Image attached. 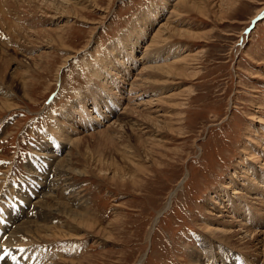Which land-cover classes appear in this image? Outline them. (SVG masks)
Masks as SVG:
<instances>
[{"label": "rangeland", "instance_id": "obj_1", "mask_svg": "<svg viewBox=\"0 0 264 264\" xmlns=\"http://www.w3.org/2000/svg\"><path fill=\"white\" fill-rule=\"evenodd\" d=\"M2 8L13 15L0 18V106L10 102L0 107V223L24 206L20 191L45 206L43 221L30 211L11 219L31 229L13 238L19 264H264V190H252L264 184L246 169L264 172V0H6ZM16 19L34 29L11 31ZM36 29L59 31L63 45L40 44ZM16 72L25 86L11 82ZM116 76L121 98L110 94ZM102 131L114 147L101 144ZM55 165L68 169L66 180ZM43 177L55 181L49 191ZM239 201L257 220L232 214Z\"/></svg>", "mask_w": 264, "mask_h": 264}, {"label": "bare ground", "instance_id": "obj_2", "mask_svg": "<svg viewBox=\"0 0 264 264\" xmlns=\"http://www.w3.org/2000/svg\"><path fill=\"white\" fill-rule=\"evenodd\" d=\"M5 1L6 0H1L0 1V6L1 5H3L4 3H5ZM52 3V2H51ZM51 3H49V5L51 4ZM54 3V2H53ZM46 4H48V2H46ZM53 5V7L55 6L54 4H52ZM63 6V5H62ZM58 8V7H57ZM64 8V7H63ZM63 10V9H62ZM60 11V10H59ZM7 14H9V15H13L11 12H9V11H3V8L0 10V18H2L3 19V21H4V19H5V22L6 21H10V20H8V18L6 17V18H4L5 17V15L7 16ZM8 15V16H9ZM148 17H153L152 15H149ZM1 19V20H2ZM252 19V18H251ZM0 20V21H1ZM151 20L152 19H149L147 22H145V23H151ZM42 22H47V21H42ZM14 22H12V24L9 26L8 25V28H10V30L11 31H15V28H22L24 31L25 30H27V29H34V28H31V27H28V26H25V28H24V26L22 25V24H20L19 22H18V20L16 19L15 20V25L13 24ZM38 26L40 25V24H42L41 22H40V20L39 21H37V22H35ZM9 24V23H8ZM1 25V24H0ZM2 25H4V22H3V24ZM38 29V28H37ZM34 30V31H37V32H40V33H42V37H40L38 40L40 41L39 43L40 44H42L43 42V38L45 37L46 39H50V42H55L56 41V43L58 42V43H60V44H62V41H61V38H60V36H58V32L59 31H56L55 30V32L54 33H56V35H53V32H51L50 30H48V29H44V30ZM41 29V28H40ZM18 31H20L19 29H18ZM22 31V30H21ZM179 31V30H178ZM10 32V31H9ZM181 32V31H180ZM177 33V32H176ZM186 33V32H185ZM183 34V33H182ZM181 34V35H182ZM189 34V33H188ZM178 35H180V34H178ZM156 36H158V34L156 35ZM181 37V36H180ZM152 38V37H151ZM153 39H155V35H154V38ZM152 39V40H153ZM42 40V41H41ZM151 40V42H153ZM158 40V39H157ZM157 40H155L156 42H157ZM150 42V43H151ZM160 42V41H159ZM154 43V42H153ZM152 44V43H151ZM63 45V44H62ZM155 46V45H154ZM47 47V46H46ZM24 51V50H23ZM178 51V50H177ZM130 53H131V51H130ZM129 53V54H130ZM147 56H149V55H147ZM146 56V57H147ZM182 59H184V58H182ZM187 58H185V60H186ZM8 60V59H7ZM181 60V59H180ZM179 60V61H180ZM9 61V60H8ZM36 61V60H35ZM10 62V61H9ZM6 62H4V64H5ZM36 63H37V61H36ZM35 63V64H36ZM1 64H3L2 63V59L0 58V68L2 69V65ZM37 65V64H36ZM170 65V64H169ZM153 66V65H152ZM151 66V67H152ZM24 67V66H23ZM104 67V66H103ZM111 67H113V66H111ZM158 67H160V66H158ZM158 67H156L157 69H158ZM165 67H168L167 65L165 66ZM112 69H114L115 70V67H113ZM150 69V68H149ZM157 69H155L154 68V70L156 71ZM168 70L170 69V68H167ZM23 70H25V69H23ZM21 71V69H20V71L21 72H23V73H25V72H27V71H29V70H26L25 72L24 71ZM151 70V69H150ZM159 70V69H158ZM110 71V70H109ZM116 71H117V76H118V74L120 73V69L118 68V69H116ZM163 71H164V69H163ZM165 72V71H164ZM20 73V72H19ZM28 73V72H27ZM26 74V73H25ZM29 75V74H28ZM117 76H116V80H117V82H113V85H114V87H110V89H111V91H110V94H112V95H116L117 93L116 92H119V97L121 96V95H123V93H121V90H123V92H124V89H123V87H122V85H120V83L122 82V83H124L125 81H124V79H125V74H122V76H121V78H122V80H121V82H118V78H117ZM16 77H17V79H16ZM27 77H24V75H18V73L16 72V74L15 75H11L10 76V79H11V82L13 83H16V84H22V85H24L25 84V80L24 79H26ZM20 82V83H19ZM133 84V83H132ZM26 85V84H25ZM24 85V86H25ZM137 85V84H136ZM21 86V85H20ZM133 86V85H132ZM134 87V86H133ZM140 88V87H139ZM114 89H116V92L115 91H113ZM131 90V89H130ZM135 91V90H134ZM144 92V91H143ZM4 92H0V95L1 94H3ZM93 93L94 94H96V91L94 90L93 91ZM93 95V94H92ZM137 96V95H136ZM132 97V96H131ZM121 98V97H120ZM119 99V98H118ZM92 100V99H91ZM82 102V101H81ZM84 102V101H83ZM0 103H2V105H3V103H4V101L2 100V101H0ZM10 103V102H9ZM9 103L8 104H5V107H9L10 105H9ZM119 103V102H118ZM181 103H183V102H181ZM92 104H93V102H92ZM179 106H180V104H178ZM183 105V104H182ZM85 105H81L80 107H84ZM0 107H3V108H5L4 106H0ZM93 108H95V105L93 104ZM2 109V108H1ZM79 111V110H78ZM81 112H82V115L85 117V118H87L88 119V116H89V114H88V111L85 109V108H82L81 109ZM99 113H100V111H99ZM111 114H114L113 113V111H111ZM72 119V118H71ZM93 120V119H92ZM91 119L90 120H88V122L90 123L91 121H92ZM95 120V119H94ZM75 122H78L79 121V117L77 118V120H74ZM70 123V122H69ZM69 123H67V124H69ZM81 123L83 124V125H86V124H89V123H86V122H83V121H81ZM73 125V124H72ZM74 125H75V123H74ZM172 127V126H171ZM66 130V129H65ZM64 130V131H65ZM136 130H137V128H136ZM114 134V133H113ZM115 136H116V134H115ZM99 140H100V142H101V144L102 145H105V146H113V145H115L116 144V142H115V140H114V136L113 135H111L110 133H106L105 131H102L101 132V134L100 133H98V135L96 136ZM119 138H121L120 136H118ZM141 137V135L139 136V138ZM143 138V137H142ZM116 139V138H115ZM153 139V138H152ZM141 140V139H140ZM123 142L124 141V139L121 141V140H117V142ZM143 141V140H142ZM149 141V140H148ZM77 142V146L79 145L78 143L80 142V140H75V143ZM144 142V141H143ZM152 142H154L153 140H152ZM74 145V144H73ZM76 145V144H75ZM152 145V144H151ZM151 145H144L143 146V153L145 152V151H147V152H145V157H147V155H149V154H153V150H151V149H153V147L151 146ZM114 147V146H113ZM88 149V146H86V150ZM155 150V149H154ZM53 153H55L54 151L52 152V154ZM156 153V152H155ZM56 154V153H55ZM248 154H250V153H248ZM251 155V154H250ZM54 155H51V157H53ZM54 158H55V156H54ZM150 158H151V156H150ZM251 158L252 159H254L255 157H253V156H251ZM154 160V159H153ZM45 161V160H44ZM245 161V160H244ZM62 163H64V162H62ZM67 163V162H66ZM153 163V162H152ZM156 163H157V161H156ZM263 164H264V161L262 162ZM49 165H51V163H48ZM69 165V164H68ZM71 166V165H70ZM49 167V166H48ZM57 167H58V165H57ZM56 167V165H55V176H56V178L57 177H61V178H63L64 180H66L67 179V177H66V175H67V173H66V171L68 170V169H63V168H61V166H59L58 168ZM117 167V166H116ZM51 168H52V165H51ZM70 168V167H69ZM262 168H264V167H262ZM31 169H32V167H31ZM71 169H73V168H71ZM99 169H101V168H99ZM118 169H119V167H118ZM247 170H250L253 174H255V175H257L258 176V178L260 179L259 180V182L260 183H263L264 184V172L259 176L258 175V171L257 170H255L254 169V167H252V166H250V167H248V168H246ZM142 171L144 170V168H142L141 169ZM253 170L255 171V173L253 172ZM103 171H104V169H103ZM120 171V170H119ZM32 172H34V169H32ZM59 172V173H58ZM69 172V171H68ZM72 172V171H71ZM74 172V171H73ZM83 171H80V173H82ZM37 174V173H36ZM32 175V174H31ZM35 175V174H34ZM42 176H44V174L42 173L41 174ZM115 176V175H114ZM117 176V175H116ZM125 176V175H124ZM48 177V176H47ZM54 177V176H53ZM44 178L46 179V177H43L42 179H41V182H40V184H41V186L42 187H44L45 185H46V191H49L50 189H49V187L53 184V182L55 183V181L53 180V178H52V180L53 181H50V182H48V185L46 184L47 182H45V180H44ZM55 178V179H56ZM120 178H121V175H120ZM46 181H47V179H46ZM122 181H124V180H122ZM37 183H38V181L36 182V184L32 187V186H27L28 187V189H30L31 191H33L34 189H36V187H37ZM136 183V182H135ZM259 187H262L260 190H259ZM40 190H42V189H40ZM252 190L254 191V192H258V194H255V195H260L261 194V192L260 191H263L264 190V185H262V184H257V186H256V189H255V186L252 188ZM45 191V190H44ZM22 193H26V192H21L20 191V194H21V196L23 197V199L22 200H24V202H22V203H24V206H22L21 204H17V205H14L15 207H12L11 208V213H7V215L6 216H9L8 218L6 217L5 219H6V222L3 224V223H0V257H2V258H0V264H14L15 262V264H19V262H17L18 260L17 259H22L23 258V256H21L22 254H19V252L17 253V250L15 249V248H12V245L16 242L15 240L13 241V238L14 237H16L19 233V231H24V232H26L27 234L31 231V229H30V227H29V225H28V223L25 221V219H23L24 221H21L19 224H16L15 226H9V225H11V224H13V223H16V222H18L19 220L18 219H16V220H14V221H11V219H12V217L13 216H15L16 215V217L18 218L19 217V214L21 213V214H23V213H27L28 211H30L31 213H32V217H35V218H41V220H42V212L44 211V209H45V206L43 205V204H41V202L43 203V200L42 201H40V200H38L37 199V201L35 202L34 201V203H33V205H32V200L30 201L26 196H27V194L26 195H23ZM43 192H41V194H42ZM47 192H44L43 194H46ZM42 194V195H43ZM39 195H37V197H38ZM35 197V196H34ZM249 198V197H248ZM44 199V198H43ZM47 199V198H46ZM170 199H171V197H170ZM250 199V198H249ZM55 201V200H54ZM69 202V201H68ZM67 202V203H68ZM70 203V202H69ZM26 204H27V206H26ZM84 208H86V207H84ZM72 209H74V208H72ZM66 210V209H64V212H66V214L68 215V218L70 217L73 221H76L77 223H78V225H82V227L84 226V227H86L87 229H89V230H95V231H99V230H101V233H102V236H109L110 234H111V232L108 230V229H106V228H103V227H100L99 225H97V226H95V222H89V221H87V219H84V218H87V217H84L85 215L84 214H82L83 212H81V213H79V212H77V211H75V210ZM82 209V208H81ZM86 209H88V208H86ZM82 211V210H81ZM230 211L232 212V214H237V217H240L241 218V220H245L246 221V219H250L251 218V220L252 221H255V220H257V219H255L256 217L258 218L259 217V215L256 213V212H252L251 211V207L248 205V204H246V203H244V202H242V201H239V202H237L236 204H234V202H232L231 203V207H230ZM63 212V213H64ZM229 212V211H228ZM58 213V212H57ZM85 214H86V212H84ZM29 214V213H28ZM162 214V213H161ZM46 217V216H45ZM160 216H158V218H159ZM23 218V217H22ZM25 218V217H24ZM27 218H28V216H27ZM66 218H67V216H66ZM65 218V219H66ZM33 219V218H32ZM31 219V220H32ZM43 219H44V217H43ZM233 219H235L234 221H236L237 220V218H233ZM40 220V219H39ZM239 220V219H238ZM33 221V220H32ZM32 221H28V222H32ZM43 221V220H42ZM27 223V225H25L26 223ZM45 222V221H44ZM65 222V221H64ZM71 223H73V222H71ZM39 224H41L40 222H39ZM45 224V223H44ZM5 225V226H4ZM48 226H49V223L47 224ZM73 225H74V223H73ZM38 226H40V225H38ZM37 226V227H38ZM46 226V225H45ZM36 227V226H35ZM43 227H44V225H43ZM114 227V226H113ZM47 228V227H46ZM76 228H78V227H76ZM101 228V229H100ZM43 229V228H42ZM53 229V228H52ZM56 229V228H55ZM81 229V228H80ZM35 230V229H34ZM59 230H61V229H59ZM75 230V229H74ZM38 231V230H37ZM49 231V230H48ZM82 231H83V228H82ZM248 231V230H247ZM39 232V231H38ZM46 232H47V230H46ZM93 232V231H92ZM31 233V232H30ZM29 233V234H30ZM35 233H36V230H35ZM52 233V232H51ZM37 234V233H36ZM39 234V233H38ZM55 234V233H54ZM53 233H52V235H54ZM58 235V234H57ZM56 234L54 235L55 237L57 236ZM80 235H82V234H80ZM34 236V235H33ZM60 236V235H59ZM70 236H72V235H70ZM58 237V236H57ZM75 237V236H74ZM45 239H47V238H45ZM50 241V240H49ZM60 242V241H59ZM52 244V243H51ZM48 245H49V243H48ZM210 245V244H209ZM52 249V248H51ZM15 250V251H14ZM215 255V254H214ZM14 259V260H13ZM44 260V259H43ZM70 260H72V259H70ZM26 262V261H25ZM50 262V261H49ZM70 262V261H69ZM205 263V262H204ZM208 263V262H207ZM206 263V264H207ZM30 264V263H29Z\"/></svg>", "mask_w": 264, "mask_h": 264}, {"label": "snow or ice", "instance_id": "obj_3", "mask_svg": "<svg viewBox=\"0 0 264 264\" xmlns=\"http://www.w3.org/2000/svg\"><path fill=\"white\" fill-rule=\"evenodd\" d=\"M0 258H2V257H0Z\"/></svg>", "mask_w": 264, "mask_h": 264}]
</instances>
